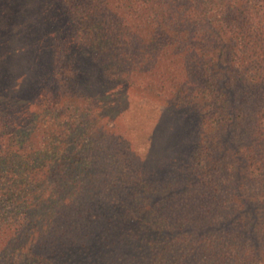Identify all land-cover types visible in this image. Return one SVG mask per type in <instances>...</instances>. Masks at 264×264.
Masks as SVG:
<instances>
[{
	"label": "trees",
	"instance_id": "obj_1",
	"mask_svg": "<svg viewBox=\"0 0 264 264\" xmlns=\"http://www.w3.org/2000/svg\"><path fill=\"white\" fill-rule=\"evenodd\" d=\"M42 4L0 49V264H264V0Z\"/></svg>",
	"mask_w": 264,
	"mask_h": 264
},
{
	"label": "rangeland",
	"instance_id": "obj_2",
	"mask_svg": "<svg viewBox=\"0 0 264 264\" xmlns=\"http://www.w3.org/2000/svg\"><path fill=\"white\" fill-rule=\"evenodd\" d=\"M41 3H40V2ZM44 0H0V49L5 50V47L7 46V49H12L13 44L10 42V38L13 37L12 31L7 30L6 27L12 24H15V20L19 19L20 16H24L28 11L30 12L33 10V8L40 9L38 12V16L36 19L38 21H42L41 23H44L46 18L48 17L47 12L49 11L47 8V4H42ZM40 5L38 7L37 5ZM10 15V18H12L9 21H6V16ZM39 17L41 19H39ZM32 31L33 28H31ZM8 31V32H7ZM53 32H49V34H52ZM34 35V34H32ZM44 35L41 36V38L44 40ZM46 36V35H45ZM35 39H30L29 43H34ZM32 65V61L27 59L26 61V67L24 68V71H27V67L30 68ZM20 73L23 71L18 70ZM17 77V76H16ZM140 86H133L131 89V95L129 99V107L131 110H135L137 106H140L142 108L141 110V116L132 118L131 111L127 110V112L124 114H120L115 118V126L114 129L123 135L124 137H128L130 139H133V144L137 141L143 142L145 141V138L149 135L151 132L157 115V107H159L160 99L158 97H154V95L151 94H141L139 92ZM38 95H42V92H38ZM33 97L32 99H34ZM143 99V100H142ZM107 118V117H106ZM127 138V139H128ZM136 150L140 151L142 150L141 147H137V144H134L133 146ZM141 154V153H140Z\"/></svg>",
	"mask_w": 264,
	"mask_h": 264
}]
</instances>
